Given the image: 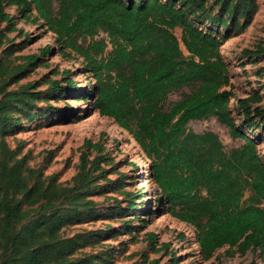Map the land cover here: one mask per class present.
Instances as JSON below:
<instances>
[{
  "label": "trees",
  "instance_id": "obj_1",
  "mask_svg": "<svg viewBox=\"0 0 264 264\" xmlns=\"http://www.w3.org/2000/svg\"><path fill=\"white\" fill-rule=\"evenodd\" d=\"M213 4L214 12L208 0H0V24L6 22L8 31L15 28V15L5 10L13 6L19 18L40 21L52 32L59 52L82 58L92 75V106L113 118L140 146L149 159V176L164 211L194 227L202 259L228 245V254L251 250L264 264V160L241 128L261 126L264 114L259 105L252 106L260 99L258 94L239 97L236 103L243 120L235 122L218 30L225 28L228 36L244 29L256 2L214 0ZM204 20L209 24L205 28ZM177 27L180 40L174 32ZM4 38L0 26V40ZM11 48L7 46L4 54ZM262 51L244 49L249 54ZM25 58L22 63L0 59V264H93V253L70 259L85 235L63 238L59 230L95 213V201L89 196L99 174L103 177L106 172L100 164L104 155L99 143L84 140L83 147L98 153L90 159L82 150L77 171L66 184L53 175L45 182L40 174L30 183L27 175L35 170L13 162L15 154L4 139L7 128L20 123L10 110L20 107L25 118L35 115L31 102L38 92L28 86L7 88L36 55ZM184 87L187 92L168 101L169 94ZM52 110L50 106L38 113ZM210 116L243 143L226 151L217 133L188 129L190 119ZM126 194L130 208L134 195ZM35 210L27 232L16 229Z\"/></svg>",
  "mask_w": 264,
  "mask_h": 264
},
{
  "label": "rangeland",
  "instance_id": "obj_2",
  "mask_svg": "<svg viewBox=\"0 0 264 264\" xmlns=\"http://www.w3.org/2000/svg\"><path fill=\"white\" fill-rule=\"evenodd\" d=\"M213 1L208 0L214 12L217 6ZM255 2L256 8L244 29L225 36L226 29L218 28L223 38L220 53L227 65L229 87L233 91L229 107L237 124L243 120L236 103L239 97L258 94L260 99L252 106L259 105L264 114V0ZM5 10L15 15V28L8 31L6 22L0 24L7 36L0 40V59L22 63L26 55H36L34 63L26 64L21 78L10 82L7 88L18 90L28 86V90L38 92L31 102V110L35 113L32 117L25 118V111L20 107L10 110L13 118L20 119L18 127L7 128L4 135L7 146L15 154L13 162L35 170L27 175L30 183L40 174L45 182L53 175L58 182L66 184L77 171L82 150L89 152L90 159L98 153L96 149L83 147L84 140L98 142L104 155L100 164L106 172L103 177L99 174L89 196L95 201V213L64 224L59 230L63 238L76 233L85 235L70 256L72 261L93 253L96 255L93 264H249L252 259L262 264L258 254L251 250L228 254V245L217 248L210 258L202 259L194 227L164 211L156 194L157 187L149 176V159L140 146L113 118L101 115L92 106V75L83 67L82 58L59 52L54 47V34L40 21L19 18L13 6ZM202 24L204 28L209 26L207 20ZM174 32L180 40V28H175ZM99 36L104 33L100 32ZM9 45L12 50L4 54ZM180 46L184 49L181 41ZM256 48L263 51L244 52V49ZM187 91L184 87L172 92L168 101ZM50 106L52 111L38 113ZM256 120L259 121L258 116ZM187 127L196 132L211 130L217 133L226 151L243 143V139L230 136L227 127L214 116L190 119ZM263 127V123L259 127L241 126L254 140L264 160ZM128 192L134 195L130 208ZM35 214L36 210L32 211L16 229L26 233Z\"/></svg>",
  "mask_w": 264,
  "mask_h": 264
}]
</instances>
